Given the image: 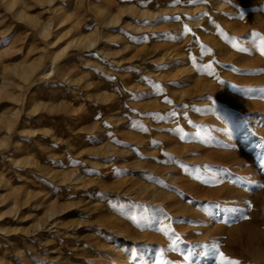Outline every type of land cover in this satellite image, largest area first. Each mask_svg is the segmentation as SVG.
I'll return each mask as SVG.
<instances>
[{
  "label": "rangeland",
  "instance_id": "374dc122",
  "mask_svg": "<svg viewBox=\"0 0 264 264\" xmlns=\"http://www.w3.org/2000/svg\"><path fill=\"white\" fill-rule=\"evenodd\" d=\"M254 32L264 0H0V264H264Z\"/></svg>",
  "mask_w": 264,
  "mask_h": 264
},
{
  "label": "snow or ice",
  "instance_id": "6c2138e0",
  "mask_svg": "<svg viewBox=\"0 0 264 264\" xmlns=\"http://www.w3.org/2000/svg\"><path fill=\"white\" fill-rule=\"evenodd\" d=\"M176 3H179L180 0H175ZM188 3H198V2H204V0H187ZM175 19H179V17H176ZM185 33H188V32H191V29H189L186 25H185V29H184ZM253 40L255 41V39L257 37H259V33H253ZM233 47H236V45L234 44ZM259 47H260V52L262 55H264V37H259ZM240 51H245V49H239ZM169 103H171V101H168ZM172 116H175L176 113L173 112L171 113ZM191 123V121H189ZM144 131H146L147 129H143ZM176 131H180V129H176ZM183 139V137H181ZM260 165H261V168L264 169V156H261L260 158ZM260 187H264V185H260ZM138 207H143V206H138ZM217 208L220 207L219 204L216 205ZM224 211H234V209H227L225 208ZM149 212V209L146 208V207H143V211L141 213V220H147V213ZM247 218V217H245ZM132 220H136V216H132L131 217ZM158 231H164L165 235H168V231L165 229V228H160L158 229ZM179 236H176L175 239L172 241V245L171 247L173 248V250H178L177 249V246H176V241L179 240ZM206 248L209 247V246H205ZM216 246H212V248H215ZM212 248L209 249L208 252L205 253V255H211L212 254ZM185 260L188 259V256H185L184 257ZM216 259H217V264H240L239 261L237 260H233V259H230L228 257L225 256V254L222 252V251H217V256H216Z\"/></svg>",
  "mask_w": 264,
  "mask_h": 264
},
{
  "label": "bare ground",
  "instance_id": "6f19581e",
  "mask_svg": "<svg viewBox=\"0 0 264 264\" xmlns=\"http://www.w3.org/2000/svg\"><path fill=\"white\" fill-rule=\"evenodd\" d=\"M75 181H78V182H80V179H76Z\"/></svg>",
  "mask_w": 264,
  "mask_h": 264
}]
</instances>
